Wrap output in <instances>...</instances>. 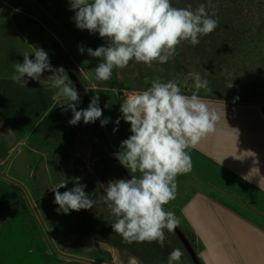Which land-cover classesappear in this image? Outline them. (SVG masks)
Masks as SVG:
<instances>
[{
    "label": "rangeland",
    "instance_id": "rangeland-1",
    "mask_svg": "<svg viewBox=\"0 0 264 264\" xmlns=\"http://www.w3.org/2000/svg\"><path fill=\"white\" fill-rule=\"evenodd\" d=\"M171 2L174 7L191 5L193 10L205 4L209 15L215 12L218 27L200 37L198 45L184 43L178 47L179 55L159 65L158 72L142 75L183 82L189 72H196L208 81V89H201L199 94L252 101L264 108V0ZM16 30L32 48L46 50L52 66H63L68 74L64 57L84 86H91L87 88L90 98L99 95L104 116L112 118L103 128L114 151L128 137V124L123 121L119 131L113 133L122 100L112 91H92L91 79L84 76L86 70L72 57L70 38L30 0H0V170L18 149L9 173L28 185L57 243L67 252L111 264H167L169 253L179 248L183 252L180 264H194L179 237L166 229L164 247L155 242H123L113 232L115 218L102 202L91 210L67 215L55 211L58 205L53 204L50 190L54 185L63 182L71 188L79 181L99 201L109 180L125 176L108 154L95 124H68L71 112L62 110L65 99L50 87L51 73H45L39 82L30 80L26 87L13 83V65L22 62V55L31 50ZM68 83L74 87L70 76ZM193 84L192 79L182 84L183 93L191 94ZM106 104L109 108L104 107ZM79 108H86L83 101ZM24 139L27 146L18 147ZM0 264L92 263L58 255L23 189L0 176Z\"/></svg>",
    "mask_w": 264,
    "mask_h": 264
},
{
    "label": "clouds",
    "instance_id": "clouds-1",
    "mask_svg": "<svg viewBox=\"0 0 264 264\" xmlns=\"http://www.w3.org/2000/svg\"><path fill=\"white\" fill-rule=\"evenodd\" d=\"M68 10L74 13L70 20L78 30L98 34L105 41L95 49L77 46L80 54L86 51L98 60L84 76L89 79L94 73L100 84H107L113 71L126 69L130 61L147 68L154 63H168L179 55L178 47L184 43L198 45L200 37L210 35L219 24L218 18H213L215 12L209 15L205 4L193 10L191 5L174 7L171 0H68ZM22 56L23 61L13 65V83L26 87L30 80L39 82L45 73H51L50 87L65 99L62 110L71 112L70 126L99 120L103 128L112 120L104 116L99 95H93L86 108H79L80 94L68 83L65 68L52 66L42 47H34ZM188 79L194 84L191 94L185 95L182 84L186 85ZM201 89H208V81L199 73L189 72L183 82L155 77L146 89L124 93L113 133L119 131L123 121L130 125L131 134L120 142L113 156L130 173V178L109 180L99 201L79 181L71 188L63 182L54 185L50 190L54 194L53 204L58 205L55 211L67 215L91 210L102 202L115 218L111 224L113 232L123 242H155L164 247L165 229L171 234L180 224L175 212L165 206L176 199L177 177L192 170L187 150L214 133L221 120L220 110L210 107L199 95ZM92 91L109 89L93 83ZM104 107L109 108L107 104ZM22 146H27V139L19 142L18 147ZM61 188L67 190L61 192ZM182 256L181 249H173L167 264H180Z\"/></svg>",
    "mask_w": 264,
    "mask_h": 264
},
{
    "label": "crops",
    "instance_id": "crops-1",
    "mask_svg": "<svg viewBox=\"0 0 264 264\" xmlns=\"http://www.w3.org/2000/svg\"><path fill=\"white\" fill-rule=\"evenodd\" d=\"M30 1L70 38L76 64L86 72L94 68L98 60L86 51L80 54L77 46L95 49L105 41L75 27L68 0ZM159 65L147 68L130 61L126 69L114 70L107 84L96 82L93 73L91 84L123 100L124 93L149 87L152 78L142 74L158 72ZM199 95L220 110L221 120L214 133L187 150L192 170L177 177L176 199L165 208L174 211L182 230L193 236L203 264H264V108L252 101Z\"/></svg>",
    "mask_w": 264,
    "mask_h": 264
},
{
    "label": "water",
    "instance_id": "water-1",
    "mask_svg": "<svg viewBox=\"0 0 264 264\" xmlns=\"http://www.w3.org/2000/svg\"><path fill=\"white\" fill-rule=\"evenodd\" d=\"M63 62H64V65L68 71V74H69L71 80L73 81L74 87L77 88L84 105L87 107V105L90 102V96L87 92L86 87L84 86L82 80L80 79V77L78 76L76 71L74 70L71 63L69 61H67L64 57H63ZM94 124L96 126L98 133L100 134V136L102 138V141H103V143L107 149L108 154L113 159V161L117 164V166L121 170L122 174L125 177L130 178V173L122 165H120V163L118 162L117 159L114 158L113 153L115 151L112 147L110 140L107 137V134H106L104 128H102L100 126V121L97 120ZM18 152H19L18 149L13 152V154L11 155V157L8 161L7 166L3 170H0V176L4 177L5 179L9 180L10 182L17 184L18 186H20L23 189L34 213L36 214V216H37V218H38V220H39V222H40V224H41V226H42V228L46 234V237H47L52 249L58 255L65 257V258L79 260V261L92 263V264H111L107 261L98 260V259H94V258H90V257H86V256L67 252L59 246V244L57 243L46 219L44 218V216L40 210L38 203L36 202V199L34 198L30 188L28 187V185L24 181H22L21 179L15 177L9 173V167H10L14 157L16 156V154ZM174 232L177 234V236L180 238V240L182 241V243L186 247V249H187L188 253L191 255L194 263L195 264H202V262L199 259L198 254L196 253V251L194 249V246L192 245L191 241L187 237L186 233L182 230V228L180 226H178Z\"/></svg>",
    "mask_w": 264,
    "mask_h": 264
},
{
    "label": "trees",
    "instance_id": "trees-1",
    "mask_svg": "<svg viewBox=\"0 0 264 264\" xmlns=\"http://www.w3.org/2000/svg\"><path fill=\"white\" fill-rule=\"evenodd\" d=\"M99 136H100V134H99ZM101 137V136H100ZM102 139V138H101ZM117 165V164H116ZM119 169V168H118ZM186 233V232H185ZM176 234V233H175ZM177 235V234H176ZM186 235H187V237L189 238V240L191 241V243H192V245L194 246V249H195V251H196V253L198 254V252H197V250H196V247H195V244H194V242L191 240V238H190V236L186 233ZM178 237V236H177ZM180 239V238H179ZM182 242V241H181ZM183 244V243H182ZM183 247L186 249V247L184 246V244H183ZM187 250V249H186ZM189 254V253H188ZM189 256H190V258L192 259V257H191V255L189 254ZM199 256V255H198ZM199 259H200V261L202 262V260H201V258H200V256H199ZM192 261H193V259H192ZM193 263H194V261H193ZM195 264V263H194ZM202 264H203V262H202Z\"/></svg>",
    "mask_w": 264,
    "mask_h": 264
}]
</instances>
